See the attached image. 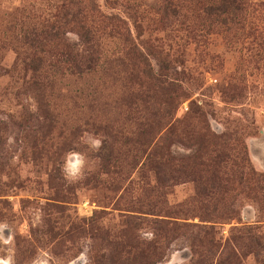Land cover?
<instances>
[{
    "label": "rangeland",
    "instance_id": "obj_1",
    "mask_svg": "<svg viewBox=\"0 0 264 264\" xmlns=\"http://www.w3.org/2000/svg\"><path fill=\"white\" fill-rule=\"evenodd\" d=\"M218 3L0 0V261L264 264V0Z\"/></svg>",
    "mask_w": 264,
    "mask_h": 264
},
{
    "label": "clouds",
    "instance_id": "obj_2",
    "mask_svg": "<svg viewBox=\"0 0 264 264\" xmlns=\"http://www.w3.org/2000/svg\"><path fill=\"white\" fill-rule=\"evenodd\" d=\"M92 146L99 150L102 147L100 139H93ZM84 158L79 153H69V157L66 163L65 172L70 177H77L80 173V169L83 167ZM2 227V226H0ZM7 242V241H6ZM0 264H8L7 261H0Z\"/></svg>",
    "mask_w": 264,
    "mask_h": 264
},
{
    "label": "trees",
    "instance_id": "obj_3",
    "mask_svg": "<svg viewBox=\"0 0 264 264\" xmlns=\"http://www.w3.org/2000/svg\"><path fill=\"white\" fill-rule=\"evenodd\" d=\"M236 0H220V3L216 4V5H212L210 7V9H212V14H220L218 12V10H224V9H227V8H236L234 7V3H235ZM109 19H112V18H115L117 19L119 22H121L120 19L114 17V16H110L108 17ZM85 35H87V32L85 31Z\"/></svg>",
    "mask_w": 264,
    "mask_h": 264
}]
</instances>
